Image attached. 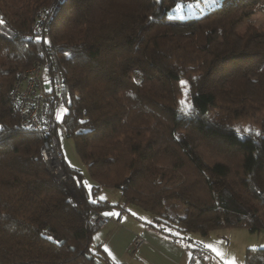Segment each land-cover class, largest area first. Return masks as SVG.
Returning <instances> with one entry per match:
<instances>
[{
    "label": "trees",
    "instance_id": "1",
    "mask_svg": "<svg viewBox=\"0 0 264 264\" xmlns=\"http://www.w3.org/2000/svg\"><path fill=\"white\" fill-rule=\"evenodd\" d=\"M54 1L0 0V261L114 264L93 245L89 214L129 204L197 253L214 254L193 233L264 231V33L254 22L238 30L264 0L186 17L169 10L191 0H64L50 42L66 110L59 119L52 105V133L59 146L72 139L92 184L61 146L66 180L55 178L41 153L48 134L25 127L9 99L20 71L47 58L33 23ZM245 264H264V246L247 247Z\"/></svg>",
    "mask_w": 264,
    "mask_h": 264
},
{
    "label": "crops",
    "instance_id": "2",
    "mask_svg": "<svg viewBox=\"0 0 264 264\" xmlns=\"http://www.w3.org/2000/svg\"><path fill=\"white\" fill-rule=\"evenodd\" d=\"M105 189L112 188H102L98 193V197L112 203L122 201L121 191L120 194L116 192L113 196V192ZM141 209L138 206L129 204L123 211L116 208L103 212H116L119 215L110 216L112 220L94 233L93 245L100 244L114 264H229L232 261V259H228L221 254L217 255L219 251L213 245L199 241L194 234H192L194 239L209 248L214 253L213 255L206 252L197 253V250L186 243L173 240L150 226L149 223L153 221V215ZM229 229L232 232L223 236L227 237L229 243L235 239L233 244H236L237 238H239L238 232H235V228ZM239 231L245 235V247L238 249L239 252L235 259H237V264H245V249L249 246H264V233L249 230V232ZM137 236L144 237L147 242L134 249L133 241ZM232 236L235 238L232 239ZM209 245L212 247H209ZM194 255L196 260L192 262L191 258Z\"/></svg>",
    "mask_w": 264,
    "mask_h": 264
},
{
    "label": "built area",
    "instance_id": "3",
    "mask_svg": "<svg viewBox=\"0 0 264 264\" xmlns=\"http://www.w3.org/2000/svg\"><path fill=\"white\" fill-rule=\"evenodd\" d=\"M63 2L64 0H56L55 4L36 20L33 28L34 38L47 43V58L41 59L42 61L37 60L31 67L21 71L9 94L10 101L16 106L20 114L22 124L27 128L43 130L48 134L42 144L41 152L49 164L51 163L49 152L62 159L59 141L56 135L52 133L53 125L50 110L52 105H55L57 109L64 105L62 98L64 82L50 42V25L53 16ZM59 129L63 135L67 133L64 125H60ZM58 167L61 173L63 169L60 162ZM63 177L65 178V176ZM59 181L62 180L59 179ZM111 220L110 216L104 215L101 211L93 209L90 211L89 221L98 228L105 227ZM146 242L144 237L137 236L133 241V248L135 249ZM195 260L194 255L191 261L194 262Z\"/></svg>",
    "mask_w": 264,
    "mask_h": 264
},
{
    "label": "rangeland",
    "instance_id": "4",
    "mask_svg": "<svg viewBox=\"0 0 264 264\" xmlns=\"http://www.w3.org/2000/svg\"><path fill=\"white\" fill-rule=\"evenodd\" d=\"M55 2L56 1H54V3ZM219 2H220V0H191V1H187V2L180 1L169 10V14L173 15V16H178V17H186L188 15H197V14L205 11L209 7H212L216 4H218ZM51 5H53V2ZM62 5L63 4H61V6ZM43 12H45V11H43V9L40 8V10L37 13L36 19L41 17V14ZM250 22H254L256 24V26H258L259 33L257 36L262 37V34L264 33V9L255 13L249 20H247V19L243 20L240 23L238 30L243 32L244 29L247 27V25ZM34 25H35V23H33V28H34ZM51 39H52V34L50 33V41H51ZM42 60L40 59V61H42ZM31 66H29V67H31ZM29 67H27V68H29ZM182 88H183V91H184L185 96H186L187 84L185 83L184 85H182ZM65 110H66L65 105H62L59 107V109H56V113H55L56 117L57 118L59 117V119H60L63 116ZM252 121H253V119H249V118L247 120H244V122H242V124H243L242 128L247 129ZM60 146L62 148V152L64 153L65 158L70 162V164L73 166H76L77 168H80L82 173L85 175L86 181L89 184H92L93 180L89 176L86 164L78 156V154L74 148L72 139L67 137V136H61ZM58 158H59V162L61 163V158L60 157H58ZM48 165L50 167L51 172L53 173V175L55 176V178L58 181H59V179H61L62 181L66 180L63 177V176H65L64 170H62L60 174H57L52 163H50V164L48 163ZM258 178L261 181V183H264V170L261 169L258 171ZM105 190L106 191L110 190L111 192H113L112 193L113 196L116 192H117V194H120V190L118 188L105 189ZM141 210H144V209H141ZM145 212L150 213L149 211H145ZM234 230H235V232H238V236H239V238H237L238 244H237V242H236V244H233V243H235V239H233L235 237L232 236L233 240L231 243H229L227 240V237L223 236V235H227L228 233L232 232L231 229H229V228L215 229L207 237H204V236L200 235L199 233H193V234L199 241H202L203 243H206V244L209 243V244L213 245L217 249V251H219V253L222 256H224L228 259L230 258V259H232V261L234 260L236 262L237 259H235V258H237V253L239 252L238 249L245 247L244 246L245 235L240 233L239 230H242V232H249V231H248V229L242 228V227L241 228H235ZM261 232H262V234L264 233L263 231H261ZM241 253H242V251H241ZM0 264H3V263L0 261ZM236 264H237V262H236Z\"/></svg>",
    "mask_w": 264,
    "mask_h": 264
},
{
    "label": "bare ground",
    "instance_id": "5",
    "mask_svg": "<svg viewBox=\"0 0 264 264\" xmlns=\"http://www.w3.org/2000/svg\"><path fill=\"white\" fill-rule=\"evenodd\" d=\"M49 152V151H48ZM50 153V154H49ZM48 154L49 155H51L50 157H49V159H50V162L52 163V165L54 166V169L57 171V174H59L60 173V168L58 167V165H59V158L56 156V155H54V153H51V152H49Z\"/></svg>",
    "mask_w": 264,
    "mask_h": 264
},
{
    "label": "snow or ice",
    "instance_id": "6",
    "mask_svg": "<svg viewBox=\"0 0 264 264\" xmlns=\"http://www.w3.org/2000/svg\"><path fill=\"white\" fill-rule=\"evenodd\" d=\"M180 83H181V85H184L186 82L182 80ZM180 103L181 104H184L185 102L182 100V101H180ZM104 215H106V216H115V215H119V213H116V212H107V213H104ZM209 247H212V246L209 245ZM213 250L215 251V249H213ZM217 255H220V253L217 252ZM229 264H236V262L233 260V261H230Z\"/></svg>",
    "mask_w": 264,
    "mask_h": 264
},
{
    "label": "water",
    "instance_id": "7",
    "mask_svg": "<svg viewBox=\"0 0 264 264\" xmlns=\"http://www.w3.org/2000/svg\"><path fill=\"white\" fill-rule=\"evenodd\" d=\"M60 182H62V181H60Z\"/></svg>",
    "mask_w": 264,
    "mask_h": 264
}]
</instances>
